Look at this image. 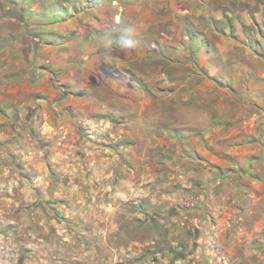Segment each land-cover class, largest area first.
<instances>
[{
    "label": "crops",
    "instance_id": "obj_1",
    "mask_svg": "<svg viewBox=\"0 0 264 264\" xmlns=\"http://www.w3.org/2000/svg\"><path fill=\"white\" fill-rule=\"evenodd\" d=\"M69 1L0 0V25L16 24V14H20V25H29L27 37L23 35L22 39L11 31H0V158L8 159L3 169L13 171V162L22 163L25 169L24 182L0 186L11 192L3 199L5 202L0 200V242L7 236L17 240L24 233L29 239L26 244L36 247L30 241L36 237L34 214L40 211L44 217L40 223L44 225L45 240L49 235L45 226L56 209L62 223L58 224L61 230L57 227L59 233H64L63 223L72 222L69 234L83 240L88 254L95 255L100 248L109 253L113 251V238L125 235V231L113 230L114 212H122L130 203L136 207V219L152 211L149 215L156 223H167L164 226L168 231L167 245H160L165 235L154 232L156 243L151 241L150 248L135 243L136 251L133 246L121 247L124 254L150 253L167 264L164 257L184 248L176 237L183 228H192L191 249L174 264H215L208 257L214 252L224 254L230 264H250L254 257L264 264V152L258 147V141L263 142L258 132L259 116L251 115L242 127H234L233 131L226 129L227 124L218 125L210 133L204 129L180 137L176 131H170V138L159 139L158 158L149 151L138 155L130 149L111 152L108 145L114 137L106 133L114 125L110 121L112 104L108 93L110 88L116 90L122 99L129 73L104 72L105 66L112 67L107 56L115 49L105 42L106 36L101 38L105 48L95 45L96 37L91 38V34H96V24L88 25L91 31L88 40L79 35L80 44L74 45L68 38L74 24L65 15L75 2ZM52 5L65 11L64 18L44 31L46 11ZM132 8H126L120 24L127 38L157 25L146 22V19L153 21L152 18L143 17H155L157 9L149 14L147 7ZM188 12L191 14V9ZM82 26L88 29L86 24ZM30 37L40 41V45L27 48L28 54L22 57L18 54L19 47L24 38ZM129 42L133 40L126 41L128 52H122L124 55H129L130 47L137 52L141 50V45ZM193 47L199 48L195 57L205 74L234 83L248 82L250 91L264 87V70L247 67L236 72V65H232L231 72L222 73L224 67L220 63L210 62L215 53L218 59L220 50L200 47L198 43ZM87 54L95 58L96 64H90ZM116 65L118 69L119 63ZM113 80H120V85ZM100 85L104 94L98 93ZM81 123L92 131L90 140L80 132ZM121 133L119 130L116 134ZM87 144L90 146L82 156L80 149ZM102 144L108 145L98 151ZM4 207L10 210L7 212ZM22 211L26 219H22ZM23 220L28 226L20 225ZM80 244L75 246L81 248ZM18 250L19 246L13 248L14 257ZM195 257L198 261L190 263Z\"/></svg>",
    "mask_w": 264,
    "mask_h": 264
},
{
    "label": "rangeland",
    "instance_id": "obj_2",
    "mask_svg": "<svg viewBox=\"0 0 264 264\" xmlns=\"http://www.w3.org/2000/svg\"><path fill=\"white\" fill-rule=\"evenodd\" d=\"M61 1L70 2L69 0ZM72 1H75L72 9L65 15V19L73 20L74 24V29H71L68 33V38L74 45L80 44V41H78L80 39L79 35L88 40V33L91 32L88 25L96 24V34H91V38L96 37L97 44L95 45L105 48L104 41L101 38L106 36L105 42L113 44L112 46L115 49L107 56L112 67L105 66L104 72L110 74L129 73V80L126 81L128 83L123 85L125 93H123L124 97L122 99H120L116 90L110 88V93H108L112 104V110L109 112L110 121L114 125V129L108 130L106 134L107 136L113 135L114 138H112L109 145L102 144L98 146V151H103L108 145L109 150L115 154L130 149L136 155L142 151H149L152 156L158 158L157 154L161 151L158 145L159 139H162V137L170 138V131H176L177 137L183 136L185 133L195 134L204 129H207V132L210 133L221 124L222 126L227 124L226 129L233 131L234 127H242L244 122H247L251 115L255 114L259 116L260 124L258 126L260 128L258 132L260 131L259 136L263 141L262 143L258 141V147L264 152V100L262 98L264 87L261 89L260 86H257L255 91L254 89L250 91L248 82L234 83L231 80L226 81L205 74L199 67L195 57L199 48L193 47L194 43H198L200 47L206 45L216 52L220 50L218 59L215 53L210 57L212 59H210V62L213 65L220 63L224 67L221 69V72L224 70L222 73L231 72L232 65H236V72L244 71L247 67L251 70L263 71L264 0ZM135 6L147 7L145 8L146 13L149 14L157 9L158 11L154 12L155 17L152 15L143 16L144 18L150 17L153 19V21L146 19L149 24L156 22L157 25L148 26L144 31L139 32L140 34H134L133 37L127 38L126 33H123L120 29V24L126 13V8L130 9ZM54 8L55 6L52 5L46 11L44 31H48L64 18L65 11L62 8ZM89 9L91 11H86ZM190 9L191 14L188 12ZM16 16V24L0 25V31H11L12 34L17 35L18 39H22L23 35L27 37L29 25L28 23L20 25V14H16ZM82 24H86L88 29H83ZM121 34H123L122 37ZM115 36L118 37L116 40ZM130 39L133 40L131 43L135 42L141 45V50L138 49L139 52H137L136 49L132 50L130 47L129 55H124L122 52H128L125 43ZM112 40H115V43ZM39 45L40 41L34 37L24 38L22 46L19 47L21 51L18 54L24 57V53L25 55L28 54L27 48L29 49L30 46L37 48ZM111 45L107 47L111 48ZM152 46H154V49ZM86 59L90 60V64L95 63V58H91L90 54H87ZM236 59L237 62L234 63L233 60ZM117 63H119V70L117 69ZM115 82L118 86L121 81L116 80ZM109 86H111V83ZM98 88V93L104 94L103 87L100 85ZM53 114L57 117L56 112H53ZM117 128L123 133L116 134L119 131L116 130ZM80 130L86 139L89 138V133L92 132L86 123L80 124ZM89 146L90 144H87L86 147L80 149L82 156ZM39 147L37 146V148ZM5 162H8V159L0 158V186L6 183L24 182L25 169L22 168V163L17 165L16 162H13L12 165L15 166V169L10 171V169H3ZM10 194V191H4L2 187L0 188V200L2 202H5L3 199ZM19 195L24 196L23 193H19ZM126 206L128 207H125L122 212H114L113 230L115 231L117 228L118 231H125V235L124 237L113 238L112 252L108 251L109 253H107L100 248L97 254H88V248L83 245V240L74 239L70 236L69 230L72 228V222L63 223L64 233H59L57 227L60 230L62 229L61 226H58V224H62L59 222L61 217L57 216L59 213L56 209H53L54 217H51V219L54 222H49L51 219L48 220L45 227L49 235L45 240L43 239L44 225L40 223L41 218L44 219V217L41 216L40 211L38 214L33 212L34 219L36 218V223L33 224L36 237H33L30 241L36 247H29V244H26L29 239L24 236V233L17 240L9 239L10 237L7 236L0 242V263L164 264L162 259L159 260L157 256L150 253L129 254L130 252H127V254H124L120 250L121 247L133 246L132 250L136 251L135 243H141L146 248H150V242H155L154 232H162L165 237L160 239V245H163V247L167 245L166 235L168 231L164 227L167 223L163 225L156 223V220L149 215L153 213L152 211L143 213L144 216L141 215L140 219H136L134 217L136 207L130 203H127ZM4 209H7V212L10 210L8 207H4ZM144 209L148 210V208ZM21 217L22 219L27 218L23 211ZM66 219L69 220V217H66ZM25 224L28 226V223L23 220L20 225ZM6 227L9 230L8 224ZM193 237L194 231L192 228L182 229L176 237V242L183 244L186 249L183 248L182 251L172 254L170 257H164L167 264H174L175 261L179 263L180 258L187 256L185 253L191 249L190 243L194 240ZM42 239L47 244L42 242ZM16 242L20 250H18L17 257H14L12 252L13 248L17 247ZM97 242L99 243L100 240H97ZM77 243H81V248L75 246ZM85 243L87 244L88 241H85ZM156 245L158 246V244ZM25 246H28L29 249L27 250ZM169 246L171 247L172 244H169ZM208 257L212 258L215 264H230L227 257L221 253L214 252ZM197 259L195 257L189 262L198 261ZM263 259L264 257L262 262ZM254 262L255 264H261L255 257L249 263Z\"/></svg>",
    "mask_w": 264,
    "mask_h": 264
},
{
    "label": "clouds",
    "instance_id": "obj_3",
    "mask_svg": "<svg viewBox=\"0 0 264 264\" xmlns=\"http://www.w3.org/2000/svg\"><path fill=\"white\" fill-rule=\"evenodd\" d=\"M129 45H131V42H129Z\"/></svg>",
    "mask_w": 264,
    "mask_h": 264
},
{
    "label": "built area",
    "instance_id": "obj_4",
    "mask_svg": "<svg viewBox=\"0 0 264 264\" xmlns=\"http://www.w3.org/2000/svg\"><path fill=\"white\" fill-rule=\"evenodd\" d=\"M221 260H223V259H221Z\"/></svg>",
    "mask_w": 264,
    "mask_h": 264
}]
</instances>
